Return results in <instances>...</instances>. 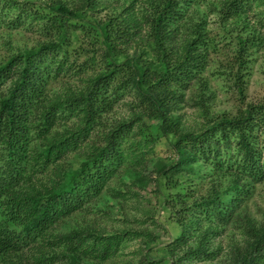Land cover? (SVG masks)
<instances>
[{"label": "trees", "instance_id": "trees-1", "mask_svg": "<svg viewBox=\"0 0 264 264\" xmlns=\"http://www.w3.org/2000/svg\"><path fill=\"white\" fill-rule=\"evenodd\" d=\"M84 1L88 8L94 6L93 0ZM26 3L0 0V26L7 23L4 18L10 11L16 10L17 15L7 24L17 27L35 19L44 21L55 33L37 48L19 52L0 64V264H57L56 249L78 256L97 253L105 258L113 253L111 240L93 238L83 231L60 234L57 224L100 195L130 154L143 148H124L140 117L114 120L113 124L103 121L130 91L137 98L134 108L139 113L148 112L160 120V133L179 156L180 164L186 160L202 162L230 180L203 197L196 196L188 181L176 194V201L185 205L184 211L195 208L205 220L218 221L224 227L238 224L242 240L229 250L226 264H264V221L243 224L247 217L239 215L252 196L253 184L264 182V138L260 139V134L264 135V101L243 102L235 115L222 116L199 134L182 132L171 117L182 99L179 89H187V84L204 72L210 47L204 28L186 18L188 2L160 0L152 5L146 23L155 60L147 65L129 57L117 61L112 52L121 51L133 34L111 21L100 24L107 49L103 71L83 88L56 97L46 92L50 80L76 68L75 62L69 63L66 27L82 18L61 3L48 6L50 16L34 12ZM252 5L253 0H232L226 5L225 17L245 13ZM255 41L256 37L250 36L241 39L242 54ZM245 64L246 56L242 55L241 65ZM237 82L239 97H244L242 74ZM56 127L63 130L57 133ZM95 135L98 144L88 143ZM36 142H40L37 147ZM87 147L88 157L74 172L53 188L38 189L43 174L51 168L57 170L62 159ZM159 175L166 183L170 180L165 170ZM192 218L195 216L185 212L179 220ZM194 224L199 230L203 222Z\"/></svg>", "mask_w": 264, "mask_h": 264}, {"label": "rangeland", "instance_id": "rangeland-1", "mask_svg": "<svg viewBox=\"0 0 264 264\" xmlns=\"http://www.w3.org/2000/svg\"><path fill=\"white\" fill-rule=\"evenodd\" d=\"M18 1L27 2L31 10L46 16H50L48 6L61 3L82 18L66 27L69 63L75 62L76 68L50 80L46 90L49 97L81 89L103 71L107 49L99 29L105 22L111 21L133 34L128 45L112 52L117 61L129 57L147 65L155 60L148 41L150 26L146 18L152 12V5L160 0H93L91 8L85 6L84 0ZM186 1V18L204 28L210 47L204 72L188 83L187 89H179L182 99L171 117L178 121L182 132L199 134L222 116L235 115L243 102L264 101V0H253L251 9L229 18L225 17V10L232 0ZM16 15L17 11L13 10L4 19L8 23ZM7 23L0 26V64L19 52L37 48L55 33L47 29L44 21L35 19H28L17 27ZM248 36L256 37V41L247 47L246 54H242L238 43ZM179 44L182 46L183 42L179 40ZM242 55L246 56L245 65H241ZM240 74L245 85L244 97H239L237 92ZM136 104L134 92H127L103 121L113 124L114 120L140 117L124 148H143L137 151L138 155L130 154L127 163L120 166L100 195L57 224L60 234L83 231L93 234V238L111 240L113 253L105 258L97 253L78 256L56 249L53 253L59 256L57 264H226L229 250L242 240L238 224L224 227L218 221L199 217L200 212L195 208L184 211L185 205L176 201V194L191 181L189 185L196 196L203 197L213 187L220 188L230 180L225 174L204 167L202 162L192 164L186 160L180 164L179 156L160 133V120L150 117L148 112L139 113L134 108ZM62 130V127L55 129L57 133ZM93 137L88 143L98 144L97 135ZM263 138L260 134V139ZM255 142L257 144L258 140ZM39 144L36 142L35 147ZM87 157L88 147L70 153L56 165L57 170L51 168L42 175L38 189L43 191L57 186ZM162 170L170 178L167 183L165 177L159 175ZM219 193L221 195V191ZM244 204L239 211V215L247 217L243 224L264 221V182L253 184L252 196ZM185 212L195 219L180 222ZM198 217L204 225L196 230L194 222H201Z\"/></svg>", "mask_w": 264, "mask_h": 264}]
</instances>
